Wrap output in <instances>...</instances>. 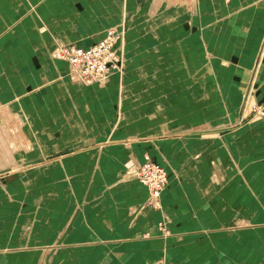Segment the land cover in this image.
<instances>
[{"label": "crops", "instance_id": "crops-1", "mask_svg": "<svg viewBox=\"0 0 264 264\" xmlns=\"http://www.w3.org/2000/svg\"><path fill=\"white\" fill-rule=\"evenodd\" d=\"M123 23L125 70L106 85L55 59ZM204 78L227 112L264 106V0H0V116L24 134L9 135L16 160H47L35 190L48 196L0 198V264L50 250L51 264H264V120L241 137V123L204 122ZM145 153L171 172L153 205Z\"/></svg>", "mask_w": 264, "mask_h": 264}, {"label": "rangeland", "instance_id": "rangeland-1", "mask_svg": "<svg viewBox=\"0 0 264 264\" xmlns=\"http://www.w3.org/2000/svg\"><path fill=\"white\" fill-rule=\"evenodd\" d=\"M122 25L123 26H121L120 28H112V29H109V30H118V31L122 32L124 34V38H126V36H127L126 23H123ZM107 32H106V34H107ZM105 36H107V35H105ZM64 47H75V46H64ZM60 48H62V47H60ZM55 54H56V52L54 53V55ZM55 59L58 60L56 58V55H55ZM124 70H125V60H124V55H123V70L121 72L113 73L111 76H113L114 74H117V75L118 74H122L124 72ZM110 77L106 81L101 83L100 85H106V83H108ZM74 82H76V81H74ZM201 82H203L202 85H201V88L203 87V89H204L203 90V93H204V97H203L204 105L203 106L207 109V106L209 104H214L213 105L214 109L216 108L214 111L211 110L213 113H211L210 116H207L208 112H206V111L203 112L204 113L203 116L205 118V119H203V120H205L204 122H207V121L212 122V121H215V120H219L220 123H222V122H226V121L230 120V122H233V124L236 123L235 125L241 123L239 126L234 127V129H236V130L239 129L238 135L241 137L247 132L245 128L250 127L254 122H258L261 119L264 120V106H254L253 107V111H251L252 114H250V112H249V115H248L249 117L248 118L245 117L246 119L243 118V116H242L243 112H238L237 115H235V113L232 112V111H230V112H227V110L225 111L224 110L225 106L223 105V103H224L223 96H221V94H216V93L215 94L214 93L213 94H209L208 93L209 90H207V85L211 84V83L209 81H206L205 78ZM76 83H78V82H76ZM197 83H199V82H196L195 80H190V82L188 84V88H191L192 90H194L196 85H197ZM97 84H99V83H97ZM92 85H95V84H92ZM92 85H85V86H92ZM219 102H220V104H219ZM194 106H195V102H194ZM197 111L200 112L201 109L198 108ZM240 117L243 118V121L238 123V121H239L238 119ZM17 119H19V118L17 117ZM193 129H200V128H193ZM172 132H182L183 133L182 128H179V127H176L174 129V131H172ZM205 132H207V131L205 130ZM214 132H215V129H214ZM215 134H217V133H215ZM208 135L212 136L211 133H209ZM163 136H164V133H163ZM163 136H161V138H163ZM241 146L242 145H240V147ZM239 149L240 148H238V150ZM147 156L155 164H157L158 167H161V169L166 173V175H167L166 176L167 177V182H166V186H165V189H166V187L168 186V184L170 182V179H171V172L169 170L170 168H168V166L163 164V163H159V162L155 161V159L148 153L144 154L143 162L136 169V171L138 172L137 173V179L142 184L141 180L138 177V174H139L140 169L142 168L143 164L145 163V158ZM16 161H17L16 162L17 165H15L16 163L14 165H10L8 169H7V166L6 167H0V195H1L0 198L8 199V201L10 200L12 202L14 200H20L22 198H25V193H28L27 197L30 198V199H33V200H35L36 198L46 199L48 197L46 194L41 196V193H42L41 185L40 186L38 185V187H39L38 193L35 190V188H36L35 184H36V179H37V175H36L35 169H36V166L41 165V163H43V162L45 163V161H47V160L44 161V159H38V158L29 157V158H19ZM231 161L233 162L232 159H231ZM241 167H243V166H241ZM241 167L238 168L236 175H233L231 173V182L238 183V182H243L244 181V179H243V171H242ZM240 172H241V174H240ZM134 173H135V170H134ZM41 177H43V176H41ZM45 177H43L44 178L43 181L40 179V183H43V182L46 181ZM223 177L224 176H220L221 181H223L222 180ZM14 178L15 179L17 178L16 179L17 181ZM9 179H13V181L11 183H14L16 181L14 184H12L13 186H6L7 182H9ZM21 182H24L25 184H28L29 187H28L26 192H25V189L23 187H21ZM14 187H16L17 190ZM165 189H164V191H165ZM15 190L18 191V192H16ZM49 190L50 189L45 190V193H50L51 191H49ZM151 201L152 200L150 198L149 204H152ZM17 209H18V207L15 210H17ZM15 215H16V212L9 217L10 222H15V223L18 222L17 220H15V219H17V218H15ZM16 216H18V215H16ZM47 220H45V221H47ZM28 221L31 222V218H29ZM45 224H47V223H45ZM234 225L231 226V229H233V228L240 229L241 228L240 230H242V228H243L242 226H237V224H234ZM46 229H47V225H45V229H44V234L45 235L47 234ZM0 242H1L0 243V247H1L0 248V254H1L0 255V260H3L5 258V255H7V253L4 254V251H3V248H5V245L7 244V242L5 240H3V239H1ZM9 245L10 244H8L6 246H9ZM11 246H16V244L13 243ZM7 251H9V249ZM50 252H52V251L50 250ZM50 252H48L47 255L45 256L46 264H51V254H50ZM19 259L20 258L18 257V260H17L18 262L20 261ZM12 264H16V258H12ZM156 264H169V263L165 262L164 260H160Z\"/></svg>", "mask_w": 264, "mask_h": 264}, {"label": "built area", "instance_id": "built-area-1", "mask_svg": "<svg viewBox=\"0 0 264 264\" xmlns=\"http://www.w3.org/2000/svg\"><path fill=\"white\" fill-rule=\"evenodd\" d=\"M105 38L89 48L62 47L56 51V58L70 66L75 80L85 85L101 84L113 73L123 70L122 46L124 34L109 30ZM148 156L138 174L142 184L150 193L151 203L162 198L167 177Z\"/></svg>", "mask_w": 264, "mask_h": 264}, {"label": "bare ground", "instance_id": "bare-ground-1", "mask_svg": "<svg viewBox=\"0 0 264 264\" xmlns=\"http://www.w3.org/2000/svg\"><path fill=\"white\" fill-rule=\"evenodd\" d=\"M0 118H1L0 119V167H6L9 165L15 164L16 159L14 157V152L17 151L16 149L18 147V146L16 147V144L12 143L13 137L11 139V137H9V135L13 134V136H18V138L16 140H18L17 142H20V138L23 139L24 134H22L20 131H17V132L16 131L15 132L10 131L7 133V130H8L7 125L9 123V121H8V123L6 122L7 123V125H6V123L3 121L1 116H0ZM1 122H2V127H1ZM13 125L14 124H12V128H13ZM4 130H5V132H4ZM5 134H6V137H5Z\"/></svg>", "mask_w": 264, "mask_h": 264}]
</instances>
